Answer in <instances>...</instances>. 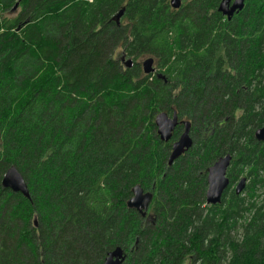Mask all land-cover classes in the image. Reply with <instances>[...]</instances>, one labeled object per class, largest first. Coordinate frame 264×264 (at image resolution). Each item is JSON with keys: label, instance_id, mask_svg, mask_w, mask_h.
Here are the masks:
<instances>
[{"label": "trees", "instance_id": "16d2710c", "mask_svg": "<svg viewBox=\"0 0 264 264\" xmlns=\"http://www.w3.org/2000/svg\"><path fill=\"white\" fill-rule=\"evenodd\" d=\"M220 1L0 0V179L14 166L29 194L0 185V264H101L115 246L121 264H264V0L229 19ZM158 112L178 121L166 142ZM183 121L197 146L167 166ZM134 184L151 221L125 205Z\"/></svg>", "mask_w": 264, "mask_h": 264}, {"label": "water", "instance_id": "95a60500", "mask_svg": "<svg viewBox=\"0 0 264 264\" xmlns=\"http://www.w3.org/2000/svg\"><path fill=\"white\" fill-rule=\"evenodd\" d=\"M221 0L217 6V10L229 19L234 12L241 10L243 7V0ZM181 0H169L170 7L176 9L179 7ZM17 2L13 4L10 11L16 8ZM123 13V7L119 8L113 15L116 23H118L119 17ZM120 60L125 67L131 65L130 58H124L120 56ZM152 57H146L141 61V70L144 74L152 73L154 68L152 67ZM177 123L176 116L172 114L168 116L164 112H158L153 117V124L155 127V133L161 142L170 140L174 126ZM183 129L180 134L171 142L170 149L167 155V165H171L172 162L182 155L192 144V140L189 136V122L183 121ZM253 137L255 140L264 144V126H260L253 131ZM230 154L225 153L222 156L217 157L206 169L205 177V191L204 199L206 204L218 203L222 192L228 186V177L226 176V168L230 161ZM245 184V178L240 177L233 187L235 194H238ZM0 185L3 188L9 189L11 192H18L22 196L28 198V190L26 183L20 173L14 166H9L5 169L0 179ZM152 199V192L144 191L138 184H134L130 188V196L126 199L125 205L127 208L133 209L139 216L147 219L152 216L147 215V208ZM124 260L123 250L119 246L113 247L106 253L101 264H121Z\"/></svg>", "mask_w": 264, "mask_h": 264}, {"label": "rangeland", "instance_id": "374dc122", "mask_svg": "<svg viewBox=\"0 0 264 264\" xmlns=\"http://www.w3.org/2000/svg\"><path fill=\"white\" fill-rule=\"evenodd\" d=\"M184 1H185V0H181V4H183ZM246 4H247V1H246V0H243V6L246 5ZM13 11L17 13L18 10H17V8H16V9H14ZM16 13H15V14H16ZM3 15H4L5 17H11V16L14 15V13L10 14L9 11H4V12H3ZM120 53H121V49H120V48H116V49L114 50V52H113V56L116 57V56L119 55ZM125 58H127V57H125ZM144 58H146V57H140V58H138V64H139L140 68H141V61H142ZM120 62H121V61H120ZM120 64L123 65L122 62H121ZM152 67L155 68V67H154V60H153V62H152ZM180 130H181V128H180ZM180 130H179V131H180ZM178 133H179V132H178ZM178 133H177V135H178ZM189 136H190V138H191V140H192V144H191L190 147H193V148L196 147V146H197V145H196V144H197V141H198L199 136H200V130H199V128H198L196 125H191V126H190V129H189ZM175 138H176V137H175ZM190 147H189V148H190ZM164 172H165V171H164ZM238 178H239V177H238ZM236 182H237V180L233 181V183H232V185H231L230 188H233ZM148 209H149V205H148L147 211H149ZM32 220H33L34 225H35L36 222H35V216H34V215L32 216Z\"/></svg>", "mask_w": 264, "mask_h": 264}, {"label": "flooded vegetation", "instance_id": "af4514ba", "mask_svg": "<svg viewBox=\"0 0 264 264\" xmlns=\"http://www.w3.org/2000/svg\"><path fill=\"white\" fill-rule=\"evenodd\" d=\"M231 1H232V0H230L229 3H231ZM218 4H219V3H218ZM238 11H239V10H238ZM238 11H237V12H238ZM234 13H236V12H234ZM234 13H233V14H234ZM119 60H120V57H119ZM120 61H121V60H120ZM177 124H178V121H177L176 125H177ZM176 125L174 126V128L176 127ZM180 125H181V130H180V132H181L182 129H183V124L181 123ZM173 130H174V129H173ZM180 132L178 133V135L180 134ZM178 135H177V136H178ZM177 136H176V137H177ZM173 140H174V139H173ZM173 140H172V141H173ZM172 141H171V142H172ZM185 152H186V151H185ZM185 152H184V153H185ZM180 156H181V155H180ZM230 159H231V158H230ZM229 162H230V161H229ZM166 163H167V162H166ZM228 165H229V164H228ZM167 166H168V165H167ZM169 166H170V165H169ZM227 167H228V166H227ZM226 169H227V168H226ZM205 177H206V176H205ZM149 204H150V203H149ZM146 214H147V212H146ZM140 217H141V216H140ZM145 217H146V216H145ZM148 220L151 221L152 218H150V219H148Z\"/></svg>", "mask_w": 264, "mask_h": 264}]
</instances>
